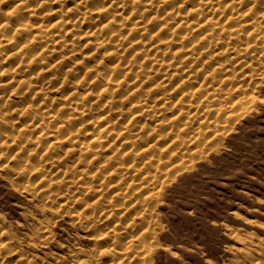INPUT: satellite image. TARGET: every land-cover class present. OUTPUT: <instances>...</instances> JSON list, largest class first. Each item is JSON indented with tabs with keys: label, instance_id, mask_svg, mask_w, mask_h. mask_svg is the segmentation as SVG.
I'll return each mask as SVG.
<instances>
[{
	"label": "rangeland",
	"instance_id": "1",
	"mask_svg": "<svg viewBox=\"0 0 264 264\" xmlns=\"http://www.w3.org/2000/svg\"><path fill=\"white\" fill-rule=\"evenodd\" d=\"M0 264H264V0H0Z\"/></svg>",
	"mask_w": 264,
	"mask_h": 264
},
{
	"label": "bare ground",
	"instance_id": "2",
	"mask_svg": "<svg viewBox=\"0 0 264 264\" xmlns=\"http://www.w3.org/2000/svg\"><path fill=\"white\" fill-rule=\"evenodd\" d=\"M233 2H234V1H233ZM201 5H202V4H201ZM205 6H207V5H204V7H205ZM209 7H210V6H209ZM209 7L207 6V9H208ZM202 8H203V7H202ZM104 9H105V8H104ZM204 9H206V7H205ZM204 9H203V10H204ZM57 12H58V11H57ZM57 12H54V13H57ZM197 12H198V11H197ZM202 12L204 13V11H202ZM206 13H207V10H206ZM174 14H175V13H174ZM59 17H60V16H59ZM61 18H62V16H61ZM102 21H103V20H102ZM209 21H210V20H209ZM211 21H212V20H211ZM99 25H100V24H99ZM200 27H201V26H200ZM246 27H247V26H246ZM259 30H260V28H259ZM47 36H48V35H47ZM55 37H56V36H55ZM53 39H54V38H53ZM248 48H249V47H246L245 49L242 48V49H243V52H244V53L248 52V51H249ZM238 50H240V49H238ZM250 50H251V49H250ZM233 51H234V49H233ZM233 51H232V52H233ZM238 52H239V51H238ZM239 53H240V52H239ZM239 53H238V54H239ZM240 55H241V54H240ZM242 55H243V54H242ZM192 60H194V59H192ZM78 77H79V76H78ZM171 104H173V103H171ZM39 124H40V123H39ZM172 125H173V124H172ZM212 136H213V135H212ZM187 139H190V138H187ZM189 141H191V140H189ZM192 141H193V140H192ZM183 142H184V141H183ZM185 142H186V141H185ZM208 142H209V141H208ZM189 143H190V142H189ZM189 146H190V145H189ZM180 147H181V146H180ZM200 147H201V146H200ZM205 147H206V146H205ZM188 148L191 149L190 147H188ZM198 149H199V148H198ZM198 149H197V150H198ZM184 151H185V150H184ZM185 152H188V150L185 151ZM190 152H191V150H190ZM179 153H180V152H179ZM181 154H185V153H182V151H181ZM165 167H166V166H165Z\"/></svg>",
	"mask_w": 264,
	"mask_h": 264
}]
</instances>
